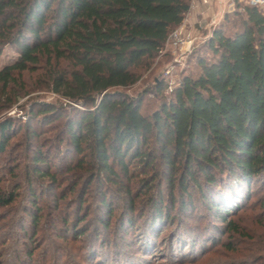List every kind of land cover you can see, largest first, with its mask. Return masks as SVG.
<instances>
[{"label":"trees","instance_id":"16d2710c","mask_svg":"<svg viewBox=\"0 0 264 264\" xmlns=\"http://www.w3.org/2000/svg\"><path fill=\"white\" fill-rule=\"evenodd\" d=\"M190 1L0 0V49L8 46L17 54L11 65L0 70L4 99L0 103L10 106L18 96L36 88L82 108L66 114L53 104L35 102L23 130L32 142L40 139L32 123L43 128L63 121L57 127L61 135L56 147L63 145L73 159L67 169L74 174L69 193L80 181L85 194L93 187L101 210L95 225L104 231H108L115 211L109 194L112 188L122 193L117 197L129 201L120 218V230L128 233L126 227L134 230L136 219L132 184L157 190L160 199L154 204L152 219L147 220V226L146 219L136 221L146 226L144 230L150 227L153 231L171 220L174 209L163 212L162 185L169 203H179L178 211L192 206L195 193L225 223L236 208L232 203L242 197V188L264 177L261 8L247 3L237 5L232 14L225 13L199 44L208 49L212 59H198L197 74L184 76L169 98L161 97L160 106L151 114L141 112L142 99L123 92L160 56L169 35L182 23ZM230 24L235 31L226 34ZM25 74L31 76L30 84L23 79ZM156 89L161 93L163 86L158 84ZM16 127L11 118L0 121V161L21 131ZM47 154L36 150L31 172L34 180L47 179L53 193L60 188L59 170ZM3 181L0 173V206L10 208L17 194H5ZM29 191L34 206L24 208L23 214L33 231L28 238L34 240L43 222L38 204L45 192L39 196L34 184ZM55 195L58 203L66 199V194ZM79 199L84 202L82 195ZM17 223L27 233L26 222L21 218ZM77 232L74 240L86 234ZM146 243L147 250H155L150 237ZM38 249L24 252V257L31 261ZM97 257L95 254L94 261Z\"/></svg>","mask_w":264,"mask_h":264},{"label":"rangeland","instance_id":"374dc122","mask_svg":"<svg viewBox=\"0 0 264 264\" xmlns=\"http://www.w3.org/2000/svg\"><path fill=\"white\" fill-rule=\"evenodd\" d=\"M213 4L217 12L220 9L218 0H214ZM246 4V0H237L229 9L224 3L222 9L223 12L232 14L237 9V5L243 7ZM262 12L264 14V9ZM217 13L216 27L225 14L221 15L220 11ZM210 31L211 29L198 31L202 41ZM233 31L235 29L230 24L225 33L230 34ZM202 41L196 42L191 54L181 64L173 62L169 51L159 56L148 70L141 71L139 81L123 92L132 99H142L141 112L151 114L160 106L161 97H170L171 85L175 88L184 76L197 74L198 59H212L208 49L199 47ZM16 58L17 54L10 47L1 48L0 70L11 65ZM168 68L171 72L166 75ZM34 76H32L33 83ZM30 77L25 74L23 79L30 84ZM158 84L163 86L161 93L156 91ZM1 92L0 84V100H4ZM35 102L53 104L56 108L67 112L66 114H71L73 109H82L77 103L65 100L51 91L36 88L18 96L10 106L4 101L0 103V121L11 118L16 128H21L17 136L11 140L9 148L0 161V173L4 179L2 191L5 194L9 192L17 194L16 202L12 207L0 206V264L3 262L11 264L16 260L18 264L22 260L24 264H264V177L256 178L249 187L242 188V197L240 200H235L236 205L232 203V207L236 206V208L227 217L225 223L195 193L192 206L178 211L179 203L175 205L169 203L168 192L162 185L160 190L163 200L162 210L169 211V207L172 206L174 209L170 213L171 220L168 223L162 222L153 230L154 232L149 231L150 227L147 231L144 229L147 220L152 219L154 204H159L160 198L155 187L148 191L146 188L148 186H140L139 183L131 185L136 219L133 223L134 230L126 227L128 233L120 230L122 229L120 218L129 201L125 202V199L117 197L120 190L112 188L109 194L115 211L109 218L108 231H104L95 225L97 214L101 213V210L93 187L89 190L90 193L85 194V186L80 181L74 192L69 193L71 186L69 181L74 174L68 173L67 169L73 159L69 155L70 151L67 153L63 145L56 147L61 135V130L57 127L63 121L56 123V126L43 128L32 123L40 137L39 140L33 139L32 142L24 132V123L28 122L31 105ZM36 150L47 152L49 159H53L54 165L58 166L60 188L55 189L53 193L50 191L52 185L47 179L39 181L32 177L31 161ZM140 178L142 177L138 180ZM30 184H34L39 196L45 192V196L39 199L38 204L43 210V222L40 223L34 240L28 238L30 235L33 236V231L29 226V219L23 214L24 208L31 210L34 206L29 191ZM53 194H56V197L66 194V199L58 203ZM81 195L83 203L79 199ZM80 203H82L81 208H79ZM85 217L86 220L81 222ZM21 218L26 222L27 233H23L17 223ZM139 218L142 221L146 219L144 221L146 226L136 224ZM66 220L68 225H64ZM75 228L77 231H86L79 240L73 239L78 234L77 231L74 232ZM147 237H150L155 244V250L146 249ZM37 247L40 249L36 251L31 261L24 257V252ZM89 252L94 255L90 256ZM95 254H98V257L94 261ZM88 258L91 261H87Z\"/></svg>","mask_w":264,"mask_h":264},{"label":"built area","instance_id":"2783aa9c","mask_svg":"<svg viewBox=\"0 0 264 264\" xmlns=\"http://www.w3.org/2000/svg\"><path fill=\"white\" fill-rule=\"evenodd\" d=\"M203 5L210 7L213 0H199ZM251 6L264 9V0H246ZM198 0H191L189 5V10L186 13L182 23L171 32L169 35L164 48L160 52V56H163L170 52L173 62L175 64H181L184 59L189 56L197 41H202L201 36L198 31H203L205 29H213L217 25V17H210L209 21L205 23L202 19H197L192 22L191 16L192 12L196 9ZM197 28V30H196ZM204 39V38H203ZM206 39V38H205ZM204 39V40H205ZM171 69H167L166 75L170 74ZM173 86L169 87L172 91Z\"/></svg>","mask_w":264,"mask_h":264},{"label":"crops","instance_id":"0c3cea01","mask_svg":"<svg viewBox=\"0 0 264 264\" xmlns=\"http://www.w3.org/2000/svg\"><path fill=\"white\" fill-rule=\"evenodd\" d=\"M214 1V0H213ZM213 1L210 5V7H207L205 5H203L199 0H198V4L196 9L192 12V22H194L197 19H202L204 21L209 20L210 17H217V12L220 11V14L223 15L225 12H223L222 9V5H224V3L227 4V9L231 8L232 4H233V0H218V5L220 7V9L215 12V4H213ZM225 1V2H224ZM222 12V13H221Z\"/></svg>","mask_w":264,"mask_h":264}]
</instances>
